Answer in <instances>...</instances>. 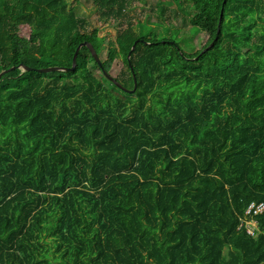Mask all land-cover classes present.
I'll use <instances>...</instances> for the list:
<instances>
[{
    "label": "trees",
    "instance_id": "obj_1",
    "mask_svg": "<svg viewBox=\"0 0 264 264\" xmlns=\"http://www.w3.org/2000/svg\"><path fill=\"white\" fill-rule=\"evenodd\" d=\"M91 1L0 0V264H264V0Z\"/></svg>",
    "mask_w": 264,
    "mask_h": 264
},
{
    "label": "rangeland",
    "instance_id": "obj_2",
    "mask_svg": "<svg viewBox=\"0 0 264 264\" xmlns=\"http://www.w3.org/2000/svg\"><path fill=\"white\" fill-rule=\"evenodd\" d=\"M73 3L76 0H72ZM212 0H188L185 2V6L188 11V15L192 17L191 22L187 21L186 24L189 26V35L191 39V49L198 50L202 48L209 38L213 34L212 28L205 26L203 24L204 13L207 10L210 2ZM167 4V5H175V0H130L128 13L133 18H144L150 14L151 4ZM77 14L88 20L93 22V25H98L100 27V35H105L108 40L115 39L118 33V30L123 28L126 24L125 19L114 20L111 19L109 21H102L100 19V12L96 5L93 4L91 0H79L76 6ZM152 19H155V16H151ZM172 23H174L172 21ZM31 32V25L29 23H23L21 25L20 35L24 37H29ZM190 48L187 50H191ZM101 57L103 59H107L108 52L107 49L101 53ZM124 66L123 59L118 58L112 67V74L117 76L121 69Z\"/></svg>",
    "mask_w": 264,
    "mask_h": 264
},
{
    "label": "water",
    "instance_id": "obj_3",
    "mask_svg": "<svg viewBox=\"0 0 264 264\" xmlns=\"http://www.w3.org/2000/svg\"><path fill=\"white\" fill-rule=\"evenodd\" d=\"M214 43L212 42L208 47H206L204 51L208 50L209 47H211ZM82 46H87L90 48V50L92 51V54L94 56V58L96 59V61L98 62V64L102 67L103 69V72L104 74L108 77V79H110L112 82H114L118 87H120L121 89H123L124 91H127V92H133L137 89V79H136V76L135 74L134 75V88L133 89H130V88H127L126 86H124L121 82H119L113 75L109 74V72L104 68L103 66V63H102V60L99 56V54L97 53V51L95 50V48L93 47V45L88 42V41H84L82 43H80L76 49V52L74 54V57H73V65L70 67V68H66V67H62V66H58V65H52V66H48V67H44V68H37L36 70L40 71V72H51V71H56V70H63V71H66V70H74L76 68V65H77V56H78V52L80 50V48ZM135 48V45L133 46L132 49ZM131 54V53H129ZM24 69L26 70H29L30 67H27V66H24ZM133 70V69H132Z\"/></svg>",
    "mask_w": 264,
    "mask_h": 264
},
{
    "label": "built area",
    "instance_id": "obj_4",
    "mask_svg": "<svg viewBox=\"0 0 264 264\" xmlns=\"http://www.w3.org/2000/svg\"><path fill=\"white\" fill-rule=\"evenodd\" d=\"M264 208V206H262L260 209H259V211L261 210V209H263ZM257 212V211H256ZM250 233L253 235L254 234V232H253V230L252 229H250Z\"/></svg>",
    "mask_w": 264,
    "mask_h": 264
}]
</instances>
